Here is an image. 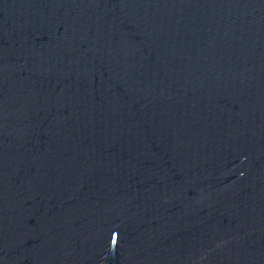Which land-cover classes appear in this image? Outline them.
Wrapping results in <instances>:
<instances>
[{"label":"water","instance_id":"obj_1","mask_svg":"<svg viewBox=\"0 0 264 264\" xmlns=\"http://www.w3.org/2000/svg\"><path fill=\"white\" fill-rule=\"evenodd\" d=\"M0 264H264V0H0Z\"/></svg>","mask_w":264,"mask_h":264}]
</instances>
